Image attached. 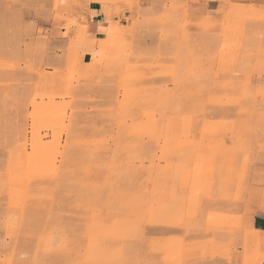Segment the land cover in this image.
<instances>
[{"label": "rangeland", "instance_id": "obj_1", "mask_svg": "<svg viewBox=\"0 0 264 264\" xmlns=\"http://www.w3.org/2000/svg\"><path fill=\"white\" fill-rule=\"evenodd\" d=\"M92 1L0 0V264H264V4Z\"/></svg>", "mask_w": 264, "mask_h": 264}, {"label": "crops", "instance_id": "obj_2", "mask_svg": "<svg viewBox=\"0 0 264 264\" xmlns=\"http://www.w3.org/2000/svg\"><path fill=\"white\" fill-rule=\"evenodd\" d=\"M104 3H107L108 0H103ZM139 1L137 5H135L134 10L131 11L127 5H121L119 13L110 14L107 11V8H114V5L105 6L100 1L93 0L88 5L84 6L79 13V21L83 22L89 28V32L92 35H99L101 32L102 37H99V41L102 42L106 38L112 41L111 37H106L104 34L110 31L111 24L119 23L121 26L125 27L130 24L131 18H134L137 14V11L140 10L144 13H151L152 10H160L164 1L166 0H137ZM221 0H187L186 6L188 11L193 16H210L211 11L213 9H217V6L220 4ZM241 4H256L262 5L264 4V0H235ZM107 12L109 14H107ZM110 24V27H107V24ZM103 27V31H100ZM86 28V27H85ZM86 28V29H87ZM100 35V36H101ZM104 37V38H103ZM107 46H110L109 41L103 42ZM92 54H95L98 51L90 50ZM263 206H259L254 214L252 215V220L250 221V226H252L255 236H261L264 238V212H261Z\"/></svg>", "mask_w": 264, "mask_h": 264}, {"label": "snow or ice", "instance_id": "obj_3", "mask_svg": "<svg viewBox=\"0 0 264 264\" xmlns=\"http://www.w3.org/2000/svg\"><path fill=\"white\" fill-rule=\"evenodd\" d=\"M103 30H104V29H103V28H101V31H103ZM261 212H264V208H262V209H261Z\"/></svg>", "mask_w": 264, "mask_h": 264}]
</instances>
